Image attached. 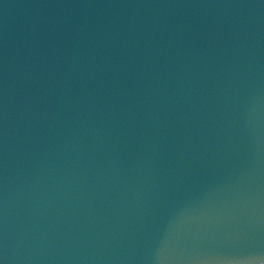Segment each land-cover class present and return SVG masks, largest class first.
<instances>
[{"label": "water", "instance_id": "1", "mask_svg": "<svg viewBox=\"0 0 264 264\" xmlns=\"http://www.w3.org/2000/svg\"><path fill=\"white\" fill-rule=\"evenodd\" d=\"M0 264H264V0H0Z\"/></svg>", "mask_w": 264, "mask_h": 264}]
</instances>
